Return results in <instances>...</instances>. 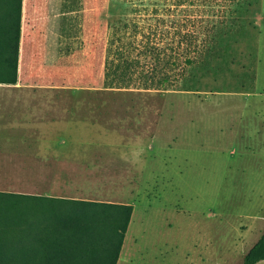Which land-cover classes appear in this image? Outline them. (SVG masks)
Wrapping results in <instances>:
<instances>
[{"label":"rangeland","instance_id":"1","mask_svg":"<svg viewBox=\"0 0 264 264\" xmlns=\"http://www.w3.org/2000/svg\"><path fill=\"white\" fill-rule=\"evenodd\" d=\"M16 84L73 111L75 200L133 207L118 264H243L264 234V0H22Z\"/></svg>","mask_w":264,"mask_h":264},{"label":"trees","instance_id":"2","mask_svg":"<svg viewBox=\"0 0 264 264\" xmlns=\"http://www.w3.org/2000/svg\"><path fill=\"white\" fill-rule=\"evenodd\" d=\"M21 11L22 0H0L1 85L17 82ZM132 213L124 204L0 193V264H117ZM263 261L264 234L243 264Z\"/></svg>","mask_w":264,"mask_h":264},{"label":"crops","instance_id":"3","mask_svg":"<svg viewBox=\"0 0 264 264\" xmlns=\"http://www.w3.org/2000/svg\"><path fill=\"white\" fill-rule=\"evenodd\" d=\"M1 87L16 90L17 84ZM61 102L49 96L0 93V182L20 189L0 193L76 199L77 161L65 156L71 146L55 141L53 134L69 123L62 119L64 112H73L65 111Z\"/></svg>","mask_w":264,"mask_h":264}]
</instances>
